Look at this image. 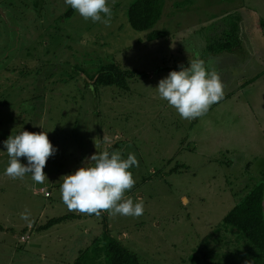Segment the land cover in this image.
I'll return each mask as SVG.
<instances>
[{
    "label": "rangeland",
    "instance_id": "1",
    "mask_svg": "<svg viewBox=\"0 0 264 264\" xmlns=\"http://www.w3.org/2000/svg\"><path fill=\"white\" fill-rule=\"evenodd\" d=\"M130 1L108 0L113 15L105 26L73 8L65 13V0H0V264H68L77 248L90 245L101 214L69 211L60 186L105 150L138 160L125 197L143 200V215L102 213L109 234L140 264H230L253 251L221 216L264 169V89L246 83L264 65V0H162L152 28L163 34L151 39L128 24ZM231 22L242 56L206 51ZM197 56L219 74L224 95L189 121L156 87ZM110 61L146 75L128 79L126 88L93 82ZM23 130L44 131L55 149L43 184L30 173L5 175L4 141ZM20 162L27 165L25 157ZM25 208L31 227L20 218ZM97 242L91 263L106 264Z\"/></svg>",
    "mask_w": 264,
    "mask_h": 264
},
{
    "label": "clouds",
    "instance_id": "2",
    "mask_svg": "<svg viewBox=\"0 0 264 264\" xmlns=\"http://www.w3.org/2000/svg\"><path fill=\"white\" fill-rule=\"evenodd\" d=\"M86 21L100 22L110 26L112 9L108 0H65ZM171 71L161 79L156 87L161 99L166 100L182 119L193 120L205 115L209 108L218 103L224 95V86L219 74L206 68L199 56L188 61V66ZM4 146L9 157L5 175L12 179H23L31 174L34 183L45 182L44 168L55 149L47 133L21 131L10 135ZM27 159V165L20 158ZM74 174L64 175L60 186L62 202L69 211L99 216L102 212L111 215L139 217L144 212V202L125 197V193L135 185L132 172L138 166L134 153L123 157L121 150L111 153L107 150L93 154L82 162ZM31 212L25 208L20 218L32 226Z\"/></svg>",
    "mask_w": 264,
    "mask_h": 264
},
{
    "label": "trees",
    "instance_id": "3",
    "mask_svg": "<svg viewBox=\"0 0 264 264\" xmlns=\"http://www.w3.org/2000/svg\"><path fill=\"white\" fill-rule=\"evenodd\" d=\"M162 0H131L126 6V19L128 24L137 30H148L147 39L162 36L161 29L152 28L161 13ZM72 7L66 9L68 13ZM226 32L217 35L205 43L206 51L216 53L231 50L237 44L236 22L229 24ZM146 72L137 68L120 67L116 62L110 61L100 65L91 75L92 81L100 85H117L127 87V80L136 76H144ZM264 169L261 170L260 178L249 187L242 197L233 203L221 216V223L236 229L245 238L253 251L231 262L230 264H264ZM67 217L60 214L47 218L38 228H46ZM101 232L95 235L90 245L77 250V254L68 264H92L93 253L98 248L97 240L100 238L101 248L104 250L106 264H140L136 254L119 240L111 236L107 230L104 214L101 213Z\"/></svg>",
    "mask_w": 264,
    "mask_h": 264
},
{
    "label": "crops",
    "instance_id": "4",
    "mask_svg": "<svg viewBox=\"0 0 264 264\" xmlns=\"http://www.w3.org/2000/svg\"><path fill=\"white\" fill-rule=\"evenodd\" d=\"M262 43H263V45H264V40H262ZM238 45H240V43H238V40H237V44L231 49V50H228V51H224V52H229V54H237V55H239V56H242V55H240V53L238 54L237 53V46ZM247 45V44H246ZM245 46V45H244ZM250 48L249 47H247L246 48V51H248ZM263 51H264V48L262 49ZM218 53V52H217ZM220 53V52H219ZM247 52H245L244 53V55L246 54ZM244 58H246L247 59V57H244ZM245 59V60H246ZM247 81V82H246ZM245 82L246 83H250V85H252V84H255V85H258L259 84V86L261 87V90H263L264 89V65L259 69V70H257L255 73H253V74H251L250 76H249V78H248V80H246ZM261 116L264 118V110L262 111L261 110ZM260 157H262V159H263V162H264V152L262 153V156H260ZM40 187H42V185L40 186ZM87 230V229H86ZM77 250H78V248L76 249V252H77Z\"/></svg>",
    "mask_w": 264,
    "mask_h": 264
},
{
    "label": "built area",
    "instance_id": "5",
    "mask_svg": "<svg viewBox=\"0 0 264 264\" xmlns=\"http://www.w3.org/2000/svg\"><path fill=\"white\" fill-rule=\"evenodd\" d=\"M44 194H46V191H44ZM20 238H23V236H22V235H20Z\"/></svg>",
    "mask_w": 264,
    "mask_h": 264
}]
</instances>
